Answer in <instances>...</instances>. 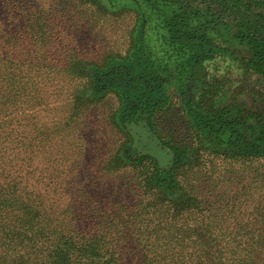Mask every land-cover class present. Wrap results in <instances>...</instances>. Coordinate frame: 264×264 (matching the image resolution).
Listing matches in <instances>:
<instances>
[{
    "label": "rangeland",
    "instance_id": "374dc122",
    "mask_svg": "<svg viewBox=\"0 0 264 264\" xmlns=\"http://www.w3.org/2000/svg\"><path fill=\"white\" fill-rule=\"evenodd\" d=\"M38 6L59 17L55 23L37 21L38 33L29 21L27 50L40 67L17 79L31 89L26 113L19 109L20 97H0L1 198L36 207V221L45 229L74 231L87 242L107 233L109 242L139 240L140 249H148L143 243L166 240L173 219L170 205L158 203L144 183L149 158L134 159L128 150L165 164L163 147L169 143L187 150L174 175L187 192L205 197V206L218 215L212 219L219 222L221 213L225 225L251 212L248 223L264 240V159L231 160L210 152L185 106L205 89V104L212 98L218 105L264 111V79L237 58L220 55L190 77L183 50L169 43L144 0H41ZM141 25L153 57L171 70L170 103L155 116L151 131L131 135L118 122L119 94H92L89 70L110 57H127ZM212 34L220 40L219 30Z\"/></svg>",
    "mask_w": 264,
    "mask_h": 264
},
{
    "label": "trees",
    "instance_id": "16d2710c",
    "mask_svg": "<svg viewBox=\"0 0 264 264\" xmlns=\"http://www.w3.org/2000/svg\"><path fill=\"white\" fill-rule=\"evenodd\" d=\"M144 1L160 18L169 43L183 50L182 66L190 77H198L220 55L237 58L264 79V0ZM39 3L41 0H0V97L14 102L20 97L23 104L19 109L24 114L32 93L18 80L29 77L32 67H37L27 50L29 21H34L31 29L38 33L41 25L37 21L55 23L54 18L59 17L41 9ZM217 30L220 40L212 34ZM89 76L92 94H119L118 122L131 135L151 131L155 116L170 103L167 83L171 70L153 57L143 25L127 57H110L92 67ZM199 90L198 98L187 99L185 106L207 149L224 159H264V111L240 104L218 105L212 98L205 104L206 90ZM40 101L38 97L37 103ZM131 149L129 157L149 158L144 183L158 203L170 205L167 211L173 221L166 240L143 243L148 249L142 250L139 240L121 245L107 241V233L103 240L80 241L74 231L45 229L36 221V207L8 203L0 194V264H264V240L248 223L251 212L236 214L224 225L221 213L219 222L212 219L218 215L205 206V197L182 188L174 170L188 159L185 148L166 144L165 164Z\"/></svg>",
    "mask_w": 264,
    "mask_h": 264
}]
</instances>
